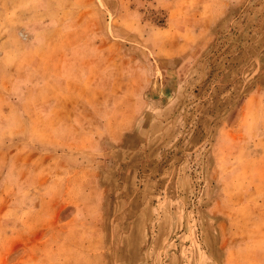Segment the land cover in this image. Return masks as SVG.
Listing matches in <instances>:
<instances>
[{"label":"rangeland","instance_id":"374dc122","mask_svg":"<svg viewBox=\"0 0 264 264\" xmlns=\"http://www.w3.org/2000/svg\"><path fill=\"white\" fill-rule=\"evenodd\" d=\"M14 1L0 0L4 62L29 60L25 50L45 42L53 62L73 51L98 66L88 80L100 85L64 106L77 138L59 184L42 170V151L58 143H33L15 114L0 124L2 160L18 146L41 182L17 187L0 159V264H264V0H49L43 22L10 24L41 4ZM17 101L19 113L32 111ZM46 190L64 194L61 217L17 245L16 229L41 220L36 196Z\"/></svg>","mask_w":264,"mask_h":264},{"label":"crops","instance_id":"0c3cea01","mask_svg":"<svg viewBox=\"0 0 264 264\" xmlns=\"http://www.w3.org/2000/svg\"><path fill=\"white\" fill-rule=\"evenodd\" d=\"M32 1L34 0H30V2ZM37 1L39 0H35L33 3H36ZM40 1L41 4L39 5L34 4L36 6H34V8L32 7L31 8L32 10L29 9V11L27 12L23 11L24 13H22V10L15 11L14 15H9L7 17L9 18L7 22L12 24L11 17H18L19 15L25 16L27 18L26 21H29L30 23L33 24L43 22L45 18L44 15L46 11H48L49 9V7L46 8V5L48 4L49 0H40ZM14 3L15 1L11 0L10 4H14ZM34 9L35 11H33ZM10 24H8V28L13 27ZM39 25L40 24H38V26ZM6 30L7 29L0 30V39L7 38L6 35L4 34ZM76 32L80 34V32L78 31ZM46 33H48L46 35V38L50 39L52 37L51 35H49L50 32L47 31ZM62 33L64 39L66 38L72 39L78 37L76 33L74 34L73 32L68 33L67 31L64 30ZM58 37L60 38V36ZM49 46L50 44L47 45L45 44V42L36 47L32 45L31 48L25 50V52H27L26 53L27 56L28 55H32V56L29 60H26L24 62L23 60L14 63L4 62L6 60L5 59L6 56L8 54L9 55L12 54V50L6 51V54L0 53V56L4 55V60L0 62V124L4 122V119L9 120L8 119V117H10L9 115L12 116L13 114H15L16 117L13 116L15 119L19 120L23 118L25 121H27L28 125L30 126L29 130H27L29 140L33 141L34 137L50 136L52 137L53 142L55 141L56 143H58V144L52 143L51 144V146L53 147L52 149H47L48 151H42V155L44 153L46 155V157L43 158V160L46 159L45 160L46 162H44V164L46 163L45 164L46 167L42 168V170L44 171L48 169L49 173H52L51 175L52 177L50 178V180L55 181L57 184H59V182L65 176L64 175L65 172L63 171V169L68 166L67 164L64 163L65 162L64 160L62 161L60 160L63 159V154L67 153L66 147L73 143V141L75 140L74 138H77L76 134L74 133L75 130L74 131L72 130V123H71L75 121L77 117L75 118L72 114L71 116L72 118L69 119V116L66 114V111L64 113L65 110L64 106L65 105L76 106L78 100L81 99V94L77 96L75 95L76 92L79 90V88L88 87V86L94 87V85L98 86L100 84L98 82H90L91 81L90 79L88 80L89 75L92 74L94 70L98 69V66L96 65L83 66V63H80L78 62V60L74 59V57L76 58V53L73 51L70 52L71 53L70 55H68V52L64 54L63 57L64 63L62 61L60 63L53 62L52 59H56L57 58L56 56L58 54L54 50L52 51L51 48H49ZM38 49L45 50L43 57L37 53ZM78 51H80V49ZM172 53L173 51L171 50V54H167V55L165 54V56L172 57L176 55ZM35 58H38L40 60L48 59V61L39 63V61L35 60ZM54 63H56V65H54ZM101 67H106V66L104 65ZM50 72H53V74L48 75V77L44 78L42 81L37 80L35 82L36 79L35 76H41V75L47 76V73ZM115 81L116 80L113 79L110 82V84L108 83L106 84V86L113 87ZM39 85L48 86L49 88L60 87V89L54 91L53 92L54 94L47 95L41 100H39L34 95L35 87ZM103 86H104V80H103V84L101 83L100 88L97 87L96 89L103 93L104 91H106L103 89ZM19 90L20 93H18ZM103 97H105L104 100H102L105 106L108 104V100H111V95L109 96V93H107ZM25 99L29 100L30 106H32L31 108L32 111H29L27 114L22 115L21 113H19V109L17 107L18 104L17 100H25ZM8 101L11 104L10 106L7 105ZM5 104L7 107L3 108V105ZM108 106L109 104L107 105V107ZM52 112H55V114L57 113L56 115L59 118L58 124L55 125L50 124L53 118L51 115ZM79 112L77 113V110L75 112L76 116L78 117L80 116ZM56 115L54 116L56 117ZM109 116H111L112 118ZM113 116H114L113 114L109 115V113H107L106 120L107 121L114 120L115 118ZM32 122H34L35 125H33ZM67 130L70 131L68 132ZM62 147L63 149L61 150ZM21 151L22 150H20L18 146L15 145L12 146L10 151L11 158L8 162H5V160H2L4 156L2 155L3 147L1 145L0 159L2 162H4V163L1 162L2 166L5 164L6 166H9L12 170L14 169L17 172L15 181L13 182V184L16 185L17 187L21 186L22 184H24L25 186L40 185L41 182L39 181V178H37L38 166H35L36 163L35 160L33 161L32 160L33 157H31L28 160L26 159V162H24V157L20 155ZM54 158H56L58 161L55 162L52 161L55 160ZM64 179H66V177H64ZM16 197L20 198V195L17 194ZM36 197H38L37 199H40L42 202H46L44 203V205H42L41 203L40 205L41 207H39V213H40L39 215L41 218L39 222H43L44 220H46V223L43 224L44 226H39V224H37L38 221H36L33 224H28L29 226L17 228L16 229V233H17L16 236L18 238L17 245L25 242V239L26 238L28 239L31 234L42 232L43 228L45 227L46 228L52 227L53 223L57 224V219L61 217L60 216L61 210L65 206L64 194L56 195L46 190L43 191V193H41L40 195H37ZM90 222L91 224H93V220H91ZM60 223L62 224L61 219H60ZM25 224L27 223L25 222ZM61 224H59L58 228L60 231L64 232L65 228H62Z\"/></svg>","mask_w":264,"mask_h":264}]
</instances>
